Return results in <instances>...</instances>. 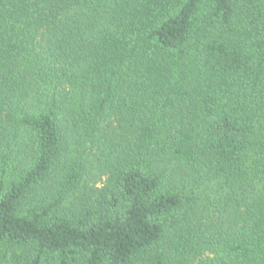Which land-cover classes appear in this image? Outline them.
<instances>
[{
  "label": "trees",
  "instance_id": "trees-1",
  "mask_svg": "<svg viewBox=\"0 0 264 264\" xmlns=\"http://www.w3.org/2000/svg\"><path fill=\"white\" fill-rule=\"evenodd\" d=\"M0 264H264V0H0Z\"/></svg>",
  "mask_w": 264,
  "mask_h": 264
},
{
  "label": "rangeland",
  "instance_id": "rangeland-1",
  "mask_svg": "<svg viewBox=\"0 0 264 264\" xmlns=\"http://www.w3.org/2000/svg\"><path fill=\"white\" fill-rule=\"evenodd\" d=\"M99 185H101V182L99 183Z\"/></svg>",
  "mask_w": 264,
  "mask_h": 264
}]
</instances>
